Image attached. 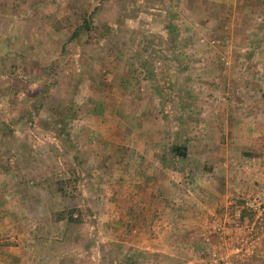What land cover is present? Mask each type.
Returning <instances> with one entry per match:
<instances>
[{
	"label": "rangeland",
	"instance_id": "rangeland-1",
	"mask_svg": "<svg viewBox=\"0 0 264 264\" xmlns=\"http://www.w3.org/2000/svg\"><path fill=\"white\" fill-rule=\"evenodd\" d=\"M0 214V264H264V0H0Z\"/></svg>",
	"mask_w": 264,
	"mask_h": 264
},
{
	"label": "trees",
	"instance_id": "trees-1",
	"mask_svg": "<svg viewBox=\"0 0 264 264\" xmlns=\"http://www.w3.org/2000/svg\"><path fill=\"white\" fill-rule=\"evenodd\" d=\"M75 35H76V34H73L72 37H75ZM176 149H177V152H176L177 154H181V155L184 154V153L182 152L181 148H176Z\"/></svg>",
	"mask_w": 264,
	"mask_h": 264
},
{
	"label": "crops",
	"instance_id": "crops-1",
	"mask_svg": "<svg viewBox=\"0 0 264 264\" xmlns=\"http://www.w3.org/2000/svg\"><path fill=\"white\" fill-rule=\"evenodd\" d=\"M0 215H2V214H0Z\"/></svg>",
	"mask_w": 264,
	"mask_h": 264
}]
</instances>
